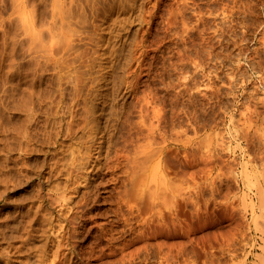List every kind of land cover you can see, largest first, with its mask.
<instances>
[{"label":"rangeland","instance_id":"1","mask_svg":"<svg viewBox=\"0 0 264 264\" xmlns=\"http://www.w3.org/2000/svg\"><path fill=\"white\" fill-rule=\"evenodd\" d=\"M67 11L75 17L70 25ZM0 74V264L25 238L27 223L15 226L19 211L33 213L40 201L49 225L38 241L47 245L44 264H53L68 221L96 190L111 193L114 151L124 137L135 138L136 127L138 147L166 148L168 162L150 177L177 183L176 207L166 201L172 213L149 199L133 205L129 195L134 208L123 203L116 214L103 202L81 244L88 256L93 249L90 264H175V243L176 264H264V0H0ZM149 128L164 143L152 141ZM100 224L112 228L107 238ZM140 229L142 242L130 244L123 259L108 254Z\"/></svg>","mask_w":264,"mask_h":264},{"label":"bare ground","instance_id":"2","mask_svg":"<svg viewBox=\"0 0 264 264\" xmlns=\"http://www.w3.org/2000/svg\"><path fill=\"white\" fill-rule=\"evenodd\" d=\"M58 2H59V0H57ZM91 2V4H92V1H90ZM96 2V1H95ZM63 3V2H62ZM76 3V2H75ZM81 3V2H80ZM72 4V5H71ZM70 4V6L71 7H74L73 5V3H71ZM82 4V3H81ZM86 4H90V3H86ZM85 4V5H86ZM56 5V1L54 2V5H53V7ZM19 6V5H18ZM57 6H59V5H57ZM62 6V5H61ZM69 6V7H70ZM75 6H77V4L75 5ZM80 7H82V5H79ZM89 6V5H88ZM95 6V5H94ZM63 7V6H62ZM92 7H93V5H92ZM19 8V7H18ZM22 8H24L23 6H22ZM55 8V7H54ZM68 8V7H67ZM67 8H66V10H67ZM56 9H57V7H56ZM60 9V8H59ZM58 9V10H59ZM69 9H71V12H72V8H69ZM22 10H24V9H22ZM58 10H56V12L58 11ZM61 10V9H60ZM59 10V11H60ZM62 10H63V8H62ZM66 10H65V12H66ZM76 10H79L77 7H76ZM75 10V11H76ZM64 11V10H63ZM62 11V12H63ZM75 11H73V14L75 13ZM23 12H25V11H23ZM53 12H54V14H55V9L53 10ZM64 12V13H65ZM77 12V11H76ZM60 13V12H59ZM64 13H62L63 14V17H64ZM67 15H69V17H68V21H67V23L69 24L70 22L72 23V21H70L69 22V19L71 20V17L73 18V15L70 17V12L68 13V11H67V13H66ZM56 15H59V14H56ZM56 15H53V16H55L54 17V20L56 19ZM79 15V14H78ZM80 15H81V13H80ZM79 15V16H80ZM84 15H85V13H84ZM83 15V16H84ZM62 16V15H61ZM66 16V15H65ZM76 16V15H75ZM25 17V16H24ZM23 17V18H24ZM81 17V16H80ZM80 17H78L79 18V20H80ZM86 17V16H85ZM53 18V17H52ZM62 18V17H61ZM78 18H77V20H78ZM58 19V18H57ZM73 19H75V17L73 18ZM83 19V18H82ZM86 19V18H85ZM85 19L84 20H80V22H82V21H85ZM63 20H65V19H63ZM53 21V20H52ZM56 21L57 20H55V24H56ZM59 21H60V19H59ZM58 22V21H57ZM66 22V21H65ZM73 22H74V20H73ZM78 22V21H77ZM52 23H54V21L52 22ZM54 24V25H55ZM60 24V23H59ZM59 24H57L58 26H59ZM64 23H62V25H63ZM25 25L27 26V24L25 23ZM31 25V24H30ZM52 25V24H51ZM50 25V26H51ZM70 25V24H69ZM72 25V24H71ZM49 26V27H50ZM53 26V25H52ZM51 26V27H52ZM56 26V25H55ZM64 26V25H63ZM62 26V29L64 28L65 29V31L66 30H68V29H66V27H63ZM65 26H67V24H65ZM31 27V30L32 31H34L33 30V27H32V25L30 26ZM67 27H69V26H67ZM71 27V26H70ZM53 28L55 29V27L53 26ZM53 28H50L49 30H51V29H53ZM58 28V29H57ZM53 29V31H56V30H54ZM56 29H57V31H60L59 29H60V26L59 27H56ZM53 31H52V33H53ZM56 31V34L58 33ZM69 31V30H68ZM71 31V30H70ZM70 31H69V33H68V35L70 34ZM46 32H47V29H46ZM51 32V31H50ZM62 32H63V30H62ZM65 32V33H66ZM52 33H50V37L51 38H53V41H56V37H58L57 35H60V34H55V32H54V34H52ZM53 36H52V35ZM31 36V35H30ZM37 36V35H36ZM54 36H55V40H54ZM64 36H65V34H64ZM41 37V36H40ZM45 37V36H44ZM49 37V38H50ZM65 37H67V39H68V37L69 36H65ZM65 37H63L62 36V39H61V41H60V43L63 41V42H68V40H64L63 38H65ZM32 38H33V36H32ZM35 38V37H34ZM38 38V37H37ZM37 38H35V39H37ZM50 38V39H51ZM60 38H61V36H59V40H60ZM49 39V40H50ZM57 39V40H58ZM66 39V38H65ZM39 40H42L41 38L39 39ZM39 40H36L35 42H40ZM52 40V39H51ZM53 41H49V42H53ZM43 42L45 43V44H43ZM62 42V44H64ZM53 43H55V42H53ZM52 43V44H53ZM59 42L56 44V45H59L60 44ZM51 43H49L48 45H49V49L50 50H52V49H54L55 47H57V46H55L54 44V46L52 47V46H50V45H52ZM39 45V44H38ZM40 45H42V47H43V50L44 51H48V49H46V48H44V47H46V45H47V43L45 42V40H43L42 42H40ZM45 45V46H44ZM65 45H66V43H65ZM68 45V44H67ZM63 46V45H62ZM41 47V46H40ZM50 47H52V49L50 48ZM2 48V47H1ZM63 48H65V47H63ZM54 51V50H53ZM46 52H45V54H46ZM48 53H49V51H48ZM56 53V52H55ZM54 57V56H53ZM56 57V56H55ZM2 58V57H1ZM47 59H49V58H47ZM53 59V58H52ZM50 61H52L51 59H49ZM49 62V61H48ZM54 62V61H53ZM52 62V63H53ZM47 64V66L49 65L48 63H46ZM54 66H55V64H54ZM46 67V66H45ZM16 73H18V72H16ZM20 73V72H19ZM1 74H2V72H1ZM0 74V75H1ZM19 75V74H18ZM28 75V74H27ZM2 76V75H1ZM0 76V77H1ZM28 78H29V76H27ZM59 77V76H58ZM32 78V77H31ZM57 77H56V80H55V83L57 82ZM32 80H33V78H32ZM53 80V79H52ZM52 82V81H51ZM53 83H54V81H53ZM58 83V82H57ZM27 86V85H26ZM28 86L29 87H27V91H28V88H30V85L28 84ZM32 86V85H31ZM48 86V85H47ZM52 86V85H51ZM35 87V86H34ZM33 87V88H34ZM49 87V86H48ZM47 87V88H48ZM61 87V86H60ZM32 88V87H31ZM46 88H44V90H45ZM49 89V88H48ZM41 90V89H40ZM26 90L24 91V93L25 92H27ZM29 91H31L32 92V90L30 89ZM28 91V92H29ZM30 92V93H31ZM33 92H34V90H33ZM30 93H27V95L29 94L30 95ZM35 93H36V91H35ZM39 93H41V92H38V95H39ZM23 94V93H22ZM37 94V93H36ZM36 96V97H39V96ZM42 95V94H41ZM25 96V95H24ZM34 96V95H33ZM23 96H21V98H22ZM31 96H29V97H25V99H27L28 98V100H29V98H30ZM33 98V97H32ZM35 98V97H34ZM24 99V98H23ZM23 99L22 100H19V101H23ZM25 99H24V101H25ZM40 99V98H39ZM30 101V102H29ZM28 102L29 103H31V101H32V99L30 98V100H29ZM36 101H38V100H36ZM35 101V102H36ZM40 101V100H39ZM27 102V101H26ZM25 102V103H26ZM28 102H27V105H28ZM33 104V103H32ZM20 105H22L23 106V103H21ZM151 126H153V125H151ZM156 126V125H155ZM154 126V127H155ZM142 127V126H141ZM144 127V126H143ZM150 127V126H149ZM130 129H131V127H129ZM137 129H138V132H139V130L141 131V129H139L138 127H136ZM160 128V127H159ZM14 129V128H13ZM130 129H128L129 130V132H130ZM143 129V128H142ZM144 129H146L145 127H144ZM15 130H16V127H15ZM35 130V129H34ZM160 130H161V128H160ZM127 131V130H126ZM137 131V130H136ZM147 130H145V132H146ZM157 131V130H156ZM138 132H137V135L136 134H134V136L136 135L137 137L138 136H140L141 134L139 133L138 134ZM142 132V131H141ZM144 132V131H143ZM161 132H163V130H161ZM14 133H16V131H14ZM127 133V132H126ZM131 133V132H130ZM154 131H153V128H149V135H151L152 136V138H153V140L152 141H154V142H156V143H158L159 144V142H161L160 140H159V142H157L158 140H156V139H158V137H162V136H160V135H158V137L157 136H155L154 135ZM164 133H165V131H164ZM126 135V134H125ZM124 135V136H125ZM131 135H133L132 133L131 134H129L128 136H126V137H124V139H123V141H121V143H122V146L120 147H118L117 149H115V151H114V155H113V158H112V160H111V163H110V166H109V174L111 175V180H112V182H114V184H113V186H112V188H111V190L110 191H108V193H110L107 197L105 196V195H103L101 192H100V190L98 189V190H96V192H92L93 194H91L90 196H89V198L88 199H86L87 201H85V203H84V205H82V207L75 213V215L68 221V230H67V237H66V241H65V243H64V246H60L59 248H58V250L53 254V257H54V259H53V261H51V263L53 262V264H90V261L92 262L94 259H92V260H90L91 258L89 257L90 256V254H91V252L93 251V249H91L89 252V256L88 255H86L85 254V251H83L84 249L82 248V242L84 241V239H85V237H88L90 234H91V231H92V229L94 228V227H96V226H91V227H88V224L90 223V221L92 222V219H93V215H92V212H93V210L95 209V208H97L98 206H100V205H102V204H104L103 202H105V201H111V203H112V206H113V208L115 207V210H112L114 213H116L117 214V212H119L120 210H121V207H122V205H123V203H129L128 205H130V207H133L132 206V204L130 203V202H126V197L127 196H129L130 195V197H132L131 198V202L133 203V205L134 204H136V203H138V202H136V201H140V203L143 201V203L145 204V202H147L148 200L147 199H149V201H150V204L151 203H153V204H156V206L158 205V203L160 204H165V207L166 208H168L170 205L172 206V204L176 207V203L177 202H175L174 203V201L173 202H171L170 203V201L171 200H173V199H175L176 198V196H177V183L176 182H173V181H168V179H166L165 178V176H162V174H160L161 175V179L159 180H156V179H154V177H152V175H151V177H150V171L152 170V172H154L153 174H156V172H160V171H162V165H163V163L166 161V162H168L167 161V157H166V155H165V153H167V152H165V147H161V148H158V149H152V151H148V150H146L145 149V147L144 148H141L140 146L138 147V145H141V144H143V143H141L140 141H139V138H137L136 136H135V138L134 137H132ZM143 135V134H142ZM145 136V135H144ZM144 136H143V138H144ZM142 137V136H141ZM150 137V136H149ZM148 136H147V139H142V140H146V143H147V141H149L148 140V138H149ZM122 136H121V140H122ZM151 137L149 138L150 140L152 139ZM161 139V138H160ZM151 141V142H152ZM163 142H161V143H164V138H163V140H162ZM138 142H140L141 144H139ZM149 142L150 143V145H152V144H154V142ZM3 143H4V141H3ZM160 143V144H161ZM138 144V145H137ZM148 144V143H147ZM157 144V145H158ZM121 145V144H120ZM3 146V145H2ZM144 146H145V144H144ZM147 146V145H146ZM156 146V145H155ZM162 146H164V145H162ZM130 147H132V148H130ZM3 148V147H2ZM149 148V147H148ZM0 151H1V148H0ZM7 154V153H6ZM169 156V155H168ZM4 157V156H3ZM2 157V159H4ZM172 156H170L169 157V160H170V158H171ZM175 157V156H174ZM177 157V156H176ZM8 158V157H7ZM153 160V162H154V165H153V167H151L150 169H148L147 170V165H148V163L150 162V160ZM6 160V159H5ZM173 161L175 160L174 158L172 159ZM176 160H177V158H176ZM3 163L5 162V161H2ZM7 164V163H6ZM84 164V163H83ZM173 164V163H172ZM0 165H2V164H0ZM85 165V164H84ZM84 165H83V167H84ZM3 166H6L5 164L3 165ZM3 166H0V168L1 167H3ZM81 166V165H80ZM163 167H165V165L163 166ZM4 168H6V167H4ZM3 168V169H4ZM165 168H167V167H165ZM164 168V169H165ZM6 170H8V169H6ZM165 171H166V169H165ZM1 172H2V170H1ZM4 172H5V170H4ZM3 173V172H2ZM7 173V172H6ZM1 174V173H0ZM78 174V173H77ZM175 174H176V172H175ZM4 177H6L4 174H2ZM177 175V174H176ZM156 176V175H155ZM1 177V176H0ZM176 177V176H175ZM7 178H9V177H7ZM159 178V177H158ZM173 178H174V176H173ZM175 179V178H174ZM177 179V178H176ZM175 179V180H176ZM9 180V179H8ZM3 181V180H2ZM4 182L5 181H3V184H4ZM6 183H7V181H6ZM1 184V183H0ZM2 185V184H1ZM129 186V188H127ZM130 186L132 187H136L137 188V190H136V192H129V191H135V190H129L130 189ZM4 187V186H3ZM133 188V189H134ZM135 188V189H136ZM132 189V188H131ZM103 192H107L106 191V186H104V190H103ZM39 194V193H38ZM169 195L171 196V197H169ZM2 196V195H1ZM1 196H0V200H1ZM52 197V196H51ZM47 198H50V196H49V194L47 195ZM54 198V197H53ZM170 198H171V200H170ZM129 197H128V201H129ZM133 199H136V203L134 202V201H132ZM147 200V201H146ZM177 200V199H176ZM175 200V201H176ZM39 201V200H38ZM149 201L147 202V203H149ZM162 201V202H161ZM166 201L168 202V204L170 203V205L169 206H166L167 205V203H166ZM42 201H40L39 203L37 202V204H39V205H37L36 207H35V209L33 208V213H31V212H28V211H19V214H18V217H16V224L17 225H15V226H21V228H22V226L24 225V223L26 224V226H27V231H26V233L24 234L25 235V238L23 237V241L21 240V245L19 244L16 248H15V251H14V253L13 254H9V255H5V254H2L3 256V262H4V264H44L45 263V261H46V259H43L45 256H46V250H47V245L45 246V244H43L41 241H38V235L41 233L40 231H42L43 230V232L45 231L44 229V226H46V225H44L43 226V223L44 222H46V223H48V221H49V218L47 217V215L44 213V212H46L45 210V208L43 207V205H42V203H41ZM156 202H158V203H156ZM124 205H126L127 206V204H124ZM152 205V204H151ZM136 206V205H135ZM142 206H144L143 204H142ZM142 206H140V207H142ZM156 206H155V208H156ZM159 206V205H158ZM164 206V205H163ZM171 206H170V208H171ZM130 207H127L128 209H130ZM139 207V206H138ZM124 208H125V206H124ZM126 208V209H127ZM134 208V207H133ZM148 208H149V206H148ZM151 208V207H150ZM163 208V207H162ZM137 209H141V208H137ZM146 209V208H145ZM160 209V208H159ZM165 209V208H164ZM24 210V209H23ZM111 210V209H110ZM124 210V209H123ZM122 210V211H123ZM171 210V212L173 211L172 210V208L170 209ZM30 211H32V210H30ZM131 211H132V209H131ZM130 210H129V212L127 213V215H128V217L127 218H125V222H128L129 220H131V218H132V216H133V213L131 212ZM135 211V210H134ZM151 211V210H150ZM163 211V210H162ZM175 211V210H174ZM111 212V211H110ZM141 212V211H140ZM140 212H138V213H140ZM173 213V212H172ZM112 214V213H111ZM123 214H125L124 212H123ZM137 214V213H136ZM134 215V216H136L137 217V215ZM162 214H164L163 212H162ZM138 215H141V214H138ZM174 215V214H173ZM16 216V215H15ZM14 216V217H15ZM111 216H113V215H111ZM120 216V215H119ZM118 216V217H119ZM125 216H126V214H125ZM156 216H157V214H156ZM171 216V215H170ZM175 216V215H174ZM173 216V217H174ZM96 217V216H95ZM124 217V216H123ZM123 217H122V219H123ZM135 217V218H136ZM161 217H164L163 219H165V214H164V216L162 215ZM172 217V216H171ZM116 218V217H115ZM120 218V217H119ZM118 218V219H119ZM134 218V217H133ZM138 218V217H137ZM158 218H159V215H158ZM110 219V218H109ZM109 219H108V221H109ZM121 219V218H120ZM142 219V218H141ZM160 219V218H159ZM171 219V218H170ZM6 220H8V219H6ZM96 220V219H95ZM140 220V219H139ZM143 221L144 220H146L145 218L144 219H142ZM13 220H11V222H12ZM107 221V222H108ZM162 222H164L163 220H161ZM170 221H172V226H173V230L175 231V223H176V219H175V217L172 219V220H170ZM8 222V221H7ZM14 222V221H13ZM122 222V221H121ZM152 222H154V221H152ZM151 221H150V223H151V225L153 224ZM158 222H159V220H158ZM111 223H112V221H111ZM111 223H110V225H111ZM137 223V222H136ZM135 223V224H136ZM144 223L146 224V222L144 221ZM171 223V222H170ZM45 224V223H44ZM114 224V223H113ZM121 224V223H120ZM119 224V225H120ZM132 224V223H131ZM140 224H143V222H141ZM144 224V225H145ZM157 224V223H156ZM160 224V223H159ZM163 224V223H162ZM48 225H49V223H48ZM115 225V224H114ZM125 225V224H124ZM147 225V224H146ZM150 225V224H149ZM158 225V224H157ZM171 225V224H170ZM106 226H109V225H106ZM105 225H103V224H100V226H99V228H97L96 230L98 231V233H99V235H102V234H104V233H106L108 230H110V229H112L111 227H109L110 229H106L107 227H106ZM117 226V225H116ZM130 226V228H128ZM126 229H128V231H130V230H132V227H131V225H129ZM138 226V225H137ZM161 226H163V225H161ZM164 226H166V225H164ZM112 227H113V225H112ZM121 227V226H120ZM126 227V226H125ZM125 227H124V229H125ZM144 227V226H143ZM147 227V226H146ZM146 227H145V229H146ZM151 227V226H150ZM171 227V226H170ZM169 227V228H170ZM44 228V229H43ZM158 228V227H157ZM18 229V228H17ZM23 229H25V227L23 228ZM120 229V231H121V228H119ZM122 229H123V227H122ZM135 229H137V227L135 228ZM149 229H151V228H149ZM148 229V230H149ZM153 229V228H152ZM152 229H151V231H152ZM155 229H156V227H155ZM164 229V227L162 228V230ZM117 230V229H116ZM134 230V229H133ZM138 230V229H137ZM137 230H135V231H137ZM141 230V229H140ZM169 230H171V229H168V231H167V233H164L165 235L167 234L168 235V232H170ZM23 231V230H22ZM119 231V232H120ZM123 231V230H122ZM134 231V232H135ZM159 231H160V229H159ZM165 231V232H166ZM172 231V230H171ZM46 232V231H45ZM109 232V231H108ZM112 232H113V230H112ZM116 232V231H115ZM124 232V231H123ZM122 232V233H123ZM133 232V233H134ZM145 231H144V229H143V231L141 230L140 231V233L138 232V234H136V237L134 238L133 236V238L131 239V240H126V242H124L123 244H121V246H111V247H109V251H110V253H108V250H107V253L108 254H111V256L112 255H116V254H121L120 256L122 257V259H123V257H125L124 256V252H125V249L126 248H128V246L130 245V244H132V243H134V242H136V244H138L137 243V241L139 240V241H141V239H142V237H143V235L144 234H146V233H144ZM147 232H149V231H147ZM24 233V232H23ZM136 233V232H135ZM160 232H156V234H159ZM175 233V236H176V232H174ZM173 233V234H174ZM97 234V233H96ZM96 234H94V235H96ZM121 234V233H120ZM125 234H127V232L125 233ZM150 234V233H149ZM172 234V235H173ZM23 235V236H24ZM92 235V234H91ZM90 235V236H91ZM93 235V236H94ZM105 235V234H104ZM111 235V234H110ZM163 235V234H162ZM89 236V237H90ZM106 236V235H105ZM114 236V235H113ZM117 236H118V234H117ZM147 236V235H146ZM156 236V235H155ZM154 236V237H155ZM157 236H159V235H157ZM169 236V235H168ZM171 236V235H170ZM21 237V236H20ZM92 237V236H91ZM99 237V236H98ZM116 237V236H115ZM119 237V236H118ZM121 237V236H120ZM150 237H152V235L150 236ZM149 237V238H150ZM167 237V236H166ZM165 237V238H166ZM173 237V236H172ZM22 238V237H21ZM95 238V237H94ZM101 238V237H100ZM106 238H107V236H106ZM156 238V237H155ZM161 238H164V237H161ZM109 239V238H108ZM120 239V238H119ZM144 239H147V238H145V236H144ZM152 239V238H151ZM96 240H98V239H96ZM110 240V239H109ZM148 240V239H147ZM146 240V241H147ZM150 240V239H149ZM95 241V240H94ZM144 242V243H147V242ZM46 242V241H45ZM97 242V241H96ZM95 242V243H96ZM107 242V241H106ZM142 242V241H141ZM140 242V243H141ZM154 243V242H153ZM158 243V242H157ZM161 243V241L159 242V244ZM163 243H164V241H163ZM165 243H166V241H165ZM172 243H175V242H172ZM104 244V243H103ZM107 244V243H106ZM112 244V243H111ZM118 244V243H117ZM142 244V243H141ZM162 244V243H161ZM167 244V243H166ZM171 244V243H170ZM175 244H177V243H175ZM175 244H173L172 245V251H171V254H173V256H171L173 259V262H175V264H176V261H175V256L177 255V253H176V245ZM133 245V244H132ZM143 245V244H142ZM148 245V244H147ZM149 245H150V242H149ZM153 245V244H152ZM150 246V248L152 247L153 248V246ZM155 245V244H154ZM162 245H165V244H162ZM141 246V245H140ZM156 246H157V244H156ZM155 246V247H156ZM84 247V246H83ZM86 247V246H85ZM88 247V246H87ZM96 247V246H95ZM142 247V246H141ZM147 247V246H146ZM149 247V246H148ZM163 247H165V246H163ZM168 247H170V245L168 246ZM91 248H92V246H91ZM93 248H94V246H93ZM97 248V247H96ZM140 248V247H139ZM151 248V249H152ZM158 248V247H157ZM171 248V247H170ZM101 249V248H100ZM165 249H166V247H165ZM106 250V249H105ZM129 250V249H128ZM133 250V249H132ZM149 250V249H148ZM154 250L156 251V249L154 248ZM158 250H159V248H158ZM162 250V249H161ZM171 250V249H170ZM87 251V250H86ZM127 251V250H126ZM135 251V250H134ZM162 251H164V250H162ZM136 252V251H135ZM134 252V253H135ZM152 252V251H151ZM150 252V253H151ZM157 252V251H156ZM161 251H159L158 253L159 254H162V253H160ZM167 252H168V250H167ZM42 253V254H41ZM126 253H128V252H126ZM130 253V252H129ZM139 253V252H138ZM142 253V252H141ZM149 253V254H150ZM164 253H166V250H165V252ZM170 253V252H169ZM1 254V253H0ZM99 254H100V252H99ZM167 254L168 253H166V254H163V255H165L166 256V258H168L169 259V257L167 256ZM171 254H169V255H171ZM93 255V254H92ZM103 255H106V254H104L103 252H102V254H100V256L99 255H96L95 254V257L97 256H99V258L101 257V259H102V257H103ZM130 255H132V253H130ZM135 255V254H134ZM140 255V254H139ZM138 255V256H139ZM147 255V254H146ZM151 255V254H150ZM1 256V255H0ZM108 256V255H107ZM133 256V255H132ZM137 256V255H136ZM136 256H134V258L136 257ZM141 256V255H140ZM1 257V258H2ZM120 257V258H121ZM128 258H129V255L127 256ZM144 257V256H143ZM163 257V256H162ZM105 258V257H104ZM118 258V257H117ZM131 258H133V257H131ZM137 258V257H136ZM150 258V257H149ZM164 258V257H163ZM162 258V259H163ZM166 258H164L165 259V261H166ZM112 259V258H111ZM116 259V258H115ZM139 259H141V258H139ZM138 259V260H139ZM143 259V258H142ZM1 260V259H0ZM100 260V259H99ZM117 260H120V259H116V261ZM126 260V259H125ZM127 260H131V259H127ZM147 260H149V259H147ZM159 260H160V258H159ZM177 260V259H176ZM96 261V260H95ZM103 261V260H102ZM106 261V260H105ZM132 261V260H131ZM143 261V260H142ZM170 261V260H169ZM168 261V262H169ZM111 263L110 264H112V261H110ZM113 262H115V261H113ZM122 262V261H121ZM121 262H120V264H121ZM126 262V261H125ZM136 262V261H135ZM140 262V261H139ZM162 262V261H161ZM160 262V263H161ZM167 262V263H168ZM171 262V261H170ZM104 263V262H103ZM106 263V262H105ZM104 263V264H105ZM107 263H109V260H108V262ZM106 263V264H107ZM116 263V262H115ZM149 263V262H148ZM159 263V264H160ZM93 264V263H92ZM132 264V263H131ZM134 264V263H133ZM138 264V263H137ZM140 264V263H139ZM142 264H144V263H142ZM162 264V263H161ZM163 264H166L165 262L163 263ZM169 264V263H168Z\"/></svg>","mask_w":264,"mask_h":264}]
</instances>
